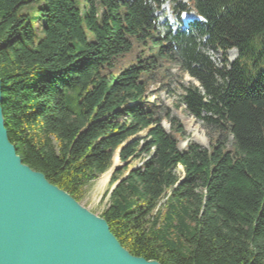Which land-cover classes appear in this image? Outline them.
<instances>
[{"label": "trees", "instance_id": "16d2710c", "mask_svg": "<svg viewBox=\"0 0 264 264\" xmlns=\"http://www.w3.org/2000/svg\"><path fill=\"white\" fill-rule=\"evenodd\" d=\"M35 1L40 29L21 12ZM166 3L202 19L162 30ZM204 48L238 55L219 66ZM172 68L199 82L183 102L209 148L180 149L182 122L153 98ZM0 80L17 153L78 201L118 149L146 155L113 172L102 214L133 255L264 264V0H0Z\"/></svg>", "mask_w": 264, "mask_h": 264}, {"label": "water", "instance_id": "95a60500", "mask_svg": "<svg viewBox=\"0 0 264 264\" xmlns=\"http://www.w3.org/2000/svg\"><path fill=\"white\" fill-rule=\"evenodd\" d=\"M2 99L0 80V264H162L133 255L104 217L23 162L9 139Z\"/></svg>", "mask_w": 264, "mask_h": 264}, {"label": "rangeland", "instance_id": "374dc122", "mask_svg": "<svg viewBox=\"0 0 264 264\" xmlns=\"http://www.w3.org/2000/svg\"><path fill=\"white\" fill-rule=\"evenodd\" d=\"M188 1V0H186ZM41 1H35L31 4H27L21 8L22 13H27L32 17V22L37 29H40L42 19L38 17L37 9L42 4ZM160 20L162 23L161 29L164 30L167 27L172 28H181L186 26L189 22L193 20H200L201 18L194 11L183 12L180 16L173 14L171 6L169 3H166L162 10L159 12ZM207 54L212 58V60L219 66L223 65V59L226 57L228 61H233L237 58L238 52L236 49H232L223 55L222 51L214 50L211 48H204ZM167 84L162 87L160 84L153 85L152 91L156 94L153 98L165 107L169 109L171 116L177 117L183 124L184 135L179 139L180 149H185L189 142H196L203 147H210L211 134L213 133L210 128H208L204 121L195 117L186 104L183 102V96L186 93V88L192 85H199V82L194 79L189 73L181 72L176 68L170 70L169 78L166 82ZM163 126L170 130L171 124L168 119L163 121ZM147 133V130H144L138 134V136L143 137ZM146 157L145 154H142L139 158H131L129 161L124 164L118 162L117 154L115 155L114 161H116L115 168H122L125 165L129 168L138 166L142 163V160ZM118 162V163H117ZM178 170L180 173L183 171V167L179 166ZM128 170H125L121 177L127 174ZM107 172L103 173L96 180L88 183L82 191L79 202L90 209L92 212L102 216L104 210L109 206V198L106 196L108 190L111 188V176L109 174L108 181L103 183L101 178ZM166 197H163L159 207L163 206L166 202ZM165 206L162 207V210L165 211Z\"/></svg>", "mask_w": 264, "mask_h": 264}, {"label": "bare ground", "instance_id": "6f19581e", "mask_svg": "<svg viewBox=\"0 0 264 264\" xmlns=\"http://www.w3.org/2000/svg\"><path fill=\"white\" fill-rule=\"evenodd\" d=\"M108 178H109V174L106 173V174L101 178V180H102L103 183H106V182L108 181Z\"/></svg>", "mask_w": 264, "mask_h": 264}]
</instances>
